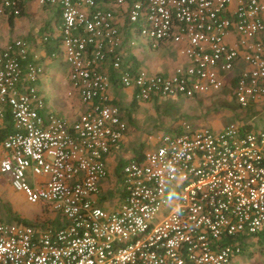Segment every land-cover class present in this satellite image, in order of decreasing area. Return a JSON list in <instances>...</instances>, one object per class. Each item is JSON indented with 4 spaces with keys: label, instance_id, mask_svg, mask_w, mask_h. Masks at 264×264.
Wrapping results in <instances>:
<instances>
[{
    "label": "built area",
    "instance_id": "2783aa9c",
    "mask_svg": "<svg viewBox=\"0 0 264 264\" xmlns=\"http://www.w3.org/2000/svg\"><path fill=\"white\" fill-rule=\"evenodd\" d=\"M28 3L58 11L68 95L86 109L72 122L43 116V69L28 41L1 52L0 125L8 113L12 131L0 145V173L58 217L0 220V264H233L246 238L264 237V122L256 116L214 130L182 121L123 166L118 204L102 206L110 204L106 158L127 128L102 67L138 101L228 88L240 109L252 108L264 97V0H0V16L18 18ZM129 32L150 48L174 45L185 63L169 75L125 65Z\"/></svg>",
    "mask_w": 264,
    "mask_h": 264
},
{
    "label": "rangeland",
    "instance_id": "374dc122",
    "mask_svg": "<svg viewBox=\"0 0 264 264\" xmlns=\"http://www.w3.org/2000/svg\"><path fill=\"white\" fill-rule=\"evenodd\" d=\"M56 13L57 12L55 8H47V13L45 17L39 15L35 22L30 23V25L32 24L31 32L24 31L26 25L24 24L25 21L22 22L23 20L19 21V23H22L20 26L15 25L13 26V28H8L6 30L3 18L0 19V46L5 41L8 45L15 39H25L29 42L31 41L29 35H33L32 37L35 36L38 41H40L43 37H47L48 41L45 42L44 45H40V47H54V55L59 57L62 62L65 63L64 58L59 53V50L56 45L58 24ZM18 28L23 29V34H17V32L19 31ZM125 36L127 37V40L132 41L134 43L133 46L128 48V50L131 54H134L140 61V69H146V71L148 72H154L150 69L146 61L148 58L156 57L157 55H159V47L150 48L144 43V41H142L139 37L133 35L130 32L126 33ZM168 48L170 51V57L175 56L177 54L174 47L168 46ZM159 74L163 75L164 73ZM40 77L42 78L43 74ZM41 78L36 83V89L44 100V107L41 110V114L43 116H47L50 114L57 117L66 118L63 112L59 110L61 108V105L64 104L65 91H62V89L58 87V85L54 86L50 78L46 77L44 78V81H42ZM50 100L54 101L51 106ZM178 100V108H176L175 106L172 108V110H175V112L177 113L176 120L178 122L185 121L194 127L210 128L211 130H214L230 122L239 123L241 121L250 120L252 116L257 117V125L264 122V97L260 102L253 105L251 109L253 113L252 116H249V113H247L246 110L239 108V106L233 100L231 92L228 88H224L221 92L214 93L211 96H202L200 98H195L192 100L178 98ZM148 102H150L151 104L149 106L145 105ZM153 104V99L147 102L137 100V107L134 110L133 108H131L130 105L124 104V108H126L127 112H129V116L132 115V118H128L126 116V120L128 123V129L130 131L136 132L137 141H135L133 145H135L136 149L138 148V150L136 151L134 149H129L127 151L128 155H131L133 152H135L134 154H136L139 151H141L142 153L143 150L147 149L146 151H148L154 148L158 142V138L161 137L162 134L167 132H164V129L159 128L162 122L159 119L162 114L161 111L159 113L158 111H156L157 117L151 118L149 116V110L151 109V106H153ZM116 106L118 105L116 104ZM118 108L120 109L121 107L118 106ZM120 144L118 147H120ZM125 160L126 159H123L121 161L118 160L117 164L119 162L122 164ZM118 167L119 165L116 168L115 174L113 173V171H111L112 168L108 164H106L108 177L105 181L109 184V186L106 187L107 189L104 191V196H106L110 202V204H107L105 206L107 210L114 208L118 204L119 195L122 191L121 180L117 178L119 174ZM2 175L6 181V178H8L7 175L1 173L0 177ZM165 209H167V207H165ZM32 210L33 207L27 204L26 202L20 204L16 203L9 190L0 187V216L3 220L2 222H18L19 219H22L21 217L23 212L26 213V218L24 219H27L28 221L32 220ZM46 215L48 218L58 217L57 214L53 213L46 212ZM258 239L259 240L254 238H246L245 243H243L244 252H242V254L238 256V258L234 261L233 264H264V237H259Z\"/></svg>",
    "mask_w": 264,
    "mask_h": 264
},
{
    "label": "crops",
    "instance_id": "0c3cea01",
    "mask_svg": "<svg viewBox=\"0 0 264 264\" xmlns=\"http://www.w3.org/2000/svg\"><path fill=\"white\" fill-rule=\"evenodd\" d=\"M56 12H57L56 14H57V18H58V11L56 10ZM46 13H47V8L39 7L35 3H28L24 9L23 14L20 17L12 18L13 26H15V25L20 26L22 23H19V21L23 20L22 22L25 21L24 24L26 25L24 31L31 32V30H32L31 25L32 24L30 25V23L35 22V20L39 17V15L42 17H45ZM2 18L5 22V28L7 30L8 28H10L9 24H8L9 19L7 17L0 16V19H2ZM13 26L11 28H13ZM22 30L23 29H19L17 34H19V35L23 34ZM32 36L33 35H29L31 41L28 42L30 45L31 53L33 54L32 57H34V60L37 63H39L43 69V77L42 78L39 77L38 81L40 80V78L42 81H44V78L48 77L51 79L52 84L54 86L58 85V87H60L62 89V91H65L64 104L63 103H62L63 105L59 104V105H61V108L59 110H61L63 112V114L66 116L65 119H67V121L72 122L80 113H82L86 109V105L82 104L74 93H72L71 95H68V92H70V85H69V80H68L69 68H68L66 63L62 62V60L59 57L54 55V52H53L54 47L51 48L50 46H45V47L43 46L41 48L40 45H44L45 43L38 41L35 38V36L34 37H32ZM123 39H124L123 61L125 60L124 63L126 62L129 65L130 64H133L134 66L136 65L137 68L140 69V61L137 59V57L134 54H131L130 51L128 50V48L131 46H127L125 44L128 41L127 37L123 36ZM6 45H7L6 41L1 44L0 54ZM168 46H172L175 48L176 53H177L175 56L170 57V51H169ZM158 52H159V55H157L156 57H151V58L147 59L146 63L149 65L150 69L154 71V72H148L145 69V71L147 73H150V74L164 73L163 75H166V74L171 73L175 69L176 66L185 63V60L179 54L177 48L174 45L162 44L159 46ZM102 69L110 77V86L108 89V93H109V96L111 98V101L113 104H115V105L117 104L119 107H121L123 109L122 110L120 108L119 111H120V115H121V117H122V119L125 122L126 127H127L123 138L119 142V144L121 143L120 147H118L119 146V144H118L117 147L111 149L109 155L106 158V164H108L112 168L111 171H113V173L116 174V168L118 165L121 164L120 162L117 164L118 160L121 161L123 159H126L125 161H127V163H128L129 161L135 159L136 157L138 158L139 156H143V152H145L147 149L143 150L142 153H139L140 152L139 151L136 154H134L135 152H133L131 155L127 154V151L129 149H134L135 151L138 150V148L136 149L135 145H133V143L135 141H137L136 132L130 131L128 129V123L126 120L127 117L132 118V115L129 116V112H127L126 108H124V104H128L131 106V108H133V110L136 109L137 101L134 100V90L132 88H123L117 82H114V81H116L115 80L116 74L111 68L108 67V65L107 66L104 65L102 67ZM182 99H185V98H182ZM185 100H192V99H185ZM196 100H199V99H196ZM153 101H154V104H153V106H151V109L149 110L150 111L149 116L151 118L157 117L156 111H158V113L161 111L162 114L159 117V119L162 122L160 124L161 127L159 126V128L164 129L165 130L164 132L176 130L174 128H177L176 126H178L179 122L176 120V114L177 113L175 112V110H172V108L174 106L176 108H178V105H177V103H179L178 98H176V99H157V98H154ZM53 103H54V101L50 100V106ZM150 104L151 103L148 102L145 105L149 106ZM1 124H3V121ZM110 178H111V176H110ZM6 179L7 180L5 181V179L3 178V175L0 177V187L6 188L7 190H9V192L13 196V199L16 203L20 204V203L26 202L27 204H29L25 200L24 196L21 193L14 191L10 187L9 177ZM105 180L103 182L102 191H105L107 189L106 187L109 186V184L106 183ZM12 192H13V194H12ZM102 197H103V200L107 199V197L104 196V194ZM29 205L33 207V210H32V212H33L32 217L33 218H32V220H29L31 223H35L40 219H43L46 222L49 221L48 217L46 215V212L43 211V208L41 205H39V204H34V205L29 204ZM102 206H106V203H102ZM21 218L22 219H19V222L28 223V224L30 223L27 219H24V218H26V213L23 212ZM0 220L3 221L1 219V216H0Z\"/></svg>",
    "mask_w": 264,
    "mask_h": 264
},
{
    "label": "trees",
    "instance_id": "16d2710c",
    "mask_svg": "<svg viewBox=\"0 0 264 264\" xmlns=\"http://www.w3.org/2000/svg\"><path fill=\"white\" fill-rule=\"evenodd\" d=\"M8 19H9V20H8V24H9V27L11 28V27L13 26L12 18H8ZM124 64H125V65H129V64L126 63V62H125ZM130 65H131V67H132L133 69H137V66H136V65H135V66H134L133 64H130ZM114 82H116V81H114ZM134 100L137 101V99H136L135 97H134ZM146 102H147V101H146ZM251 109H252L251 107H249V108L246 109L247 113H249V116H252V115H253ZM180 123H181V122H179L178 126H176L177 128H174V129H176V130H171V131H168V132H166V133H177V132H179L180 129H181V124H180ZM245 129L249 130V129H252V127H251V126H245ZM11 131H12L11 119H10L9 114L7 113V114L5 115V117H4L3 124L0 125V145H1V143L3 142V140L5 139L6 135H7L8 133H10ZM139 153H141V151H140ZM141 159H142V156H139L138 158L136 157V158L133 159V160L140 161ZM126 164H127V161L124 162L123 164H120V165H119V174H120V171L122 170L123 166L126 165Z\"/></svg>",
    "mask_w": 264,
    "mask_h": 264
}]
</instances>
